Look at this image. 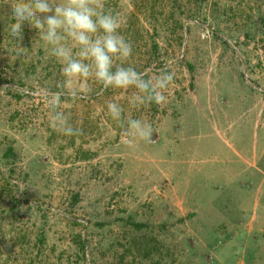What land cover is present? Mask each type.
<instances>
[{"label":"rangeland","instance_id":"rangeland-1","mask_svg":"<svg viewBox=\"0 0 264 264\" xmlns=\"http://www.w3.org/2000/svg\"><path fill=\"white\" fill-rule=\"evenodd\" d=\"M13 2L0 0V264H264V0H102L133 44L126 65L174 73L146 107L134 88L68 83L37 29L10 34ZM53 98L78 134L54 130ZM109 101L151 139L125 144Z\"/></svg>","mask_w":264,"mask_h":264},{"label":"clouds","instance_id":"clouds-1","mask_svg":"<svg viewBox=\"0 0 264 264\" xmlns=\"http://www.w3.org/2000/svg\"><path fill=\"white\" fill-rule=\"evenodd\" d=\"M10 19L8 30L13 36L19 34L20 41L24 25L38 30L68 83L93 79L105 89L134 88L136 92L128 99L133 107L166 101L164 91L174 82V73L162 71L153 78L126 65L133 55V44L123 34L121 16L105 7L102 0H14ZM17 55H27L26 47ZM48 103L54 130L65 136L78 134L79 129L60 110L58 100L53 98ZM107 113L121 127L122 135L127 137L124 143L129 147L133 140L151 139V124L126 118L119 103L107 102Z\"/></svg>","mask_w":264,"mask_h":264},{"label":"crops","instance_id":"crops-1","mask_svg":"<svg viewBox=\"0 0 264 264\" xmlns=\"http://www.w3.org/2000/svg\"><path fill=\"white\" fill-rule=\"evenodd\" d=\"M244 160H245L244 158L240 157L239 159L234 160V163H240V162H242Z\"/></svg>","mask_w":264,"mask_h":264}]
</instances>
